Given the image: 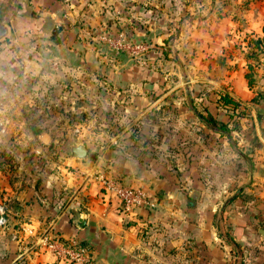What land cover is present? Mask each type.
<instances>
[{
	"label": "crops",
	"instance_id": "crops-1",
	"mask_svg": "<svg viewBox=\"0 0 264 264\" xmlns=\"http://www.w3.org/2000/svg\"><path fill=\"white\" fill-rule=\"evenodd\" d=\"M0 19L12 36L0 44V104L18 113L0 119V143L7 138L13 147L0 155V198L9 203L0 264H68L45 244L55 236L89 245L96 264H263L264 55L250 89L242 39L264 37V0H0ZM102 30L172 50L194 85L124 89L125 112L140 113L128 114V125L153 134L139 157L78 160L67 152L49 168L47 128L53 118L77 125L67 116L80 111L83 83L103 75L131 80L132 60L108 56L95 38ZM223 93L241 103L236 119L220 103ZM52 95L62 109L55 115ZM42 107L36 122L23 113ZM206 111L230 134L202 121ZM100 171L144 188L150 204L123 212L95 178Z\"/></svg>",
	"mask_w": 264,
	"mask_h": 264
},
{
	"label": "rangeland",
	"instance_id": "rangeland-1",
	"mask_svg": "<svg viewBox=\"0 0 264 264\" xmlns=\"http://www.w3.org/2000/svg\"><path fill=\"white\" fill-rule=\"evenodd\" d=\"M106 36L116 38L114 34L109 35V33H105V30L95 33L97 41L106 42L107 46H105L104 52L107 53L108 56H112V54L119 52L118 54L122 56L125 55L132 60V66H129L132 76L131 80L120 79L119 77L115 80H110L108 76L106 77L103 75L97 77L96 80H86L85 83H83L82 87H84L86 93L81 99V105H78L80 108L77 114L78 117L77 115L71 116L72 114H67L69 119L75 118L78 120L77 125L72 126L63 124V126H59L55 124V122L58 121L57 118H53L52 123L54 126L52 128H47L48 131L52 132L51 135L54 137L51 142L45 145L44 149L48 155H51L53 158L46 159V164L50 165L48 166L49 168H56L57 163H60L58 155H60V153L63 155L67 154V144L71 141L85 143L89 151L95 155L94 158H96L97 155H102L108 159L111 158V156L115 159L118 158L116 157L117 153L129 157V160L133 157H139V155L147 149V142L149 140L154 141L152 138L153 134L151 129L143 128L142 123H138V126L135 124L136 126L133 127L128 125V118H130L128 114L131 116L135 115L136 117L140 113L139 109H135L134 112H125L124 106H126L127 99H125L124 96V89L130 87L147 89L160 88L165 90L179 88L189 89L194 85L193 81L189 82L190 79L186 72L187 68H184L183 65L174 60L172 50L162 49L156 51L151 48L147 42L130 41L133 44L144 43L147 49L143 51L133 49L131 52H127L124 49L118 50L115 46L109 44L107 40L108 37ZM182 36L181 34L180 38L177 39L180 42H185V37L181 39ZM11 38V33L8 32L7 36L0 39V44L4 42L8 43ZM36 51L37 48H31L29 53L34 55L37 54ZM157 52H161V54L159 55ZM164 57H166V59H164ZM119 73L120 71L118 72V76H120ZM148 73L149 77L147 78ZM55 98L54 95L50 98L53 104V115L60 112L61 109L60 103L56 104ZM171 98L172 97H170V99ZM186 99H188V97H186ZM66 104L68 109H70V104L68 102ZM10 106L14 107V103L10 104ZM8 107L7 104L5 106L6 110H3L0 104V109L3 110V112H1L3 115H0V119H4L7 116L12 119H17L18 113L14 114L12 111L8 112ZM26 107L29 109L34 106L28 104ZM39 110L40 111L24 110L23 113L28 114V121L36 122L43 119L46 114L44 107ZM60 114L61 113H58V115ZM233 117L236 119L237 115L234 114L232 118ZM168 119H170V117L167 118V120ZM145 121H147L146 117ZM61 123L64 122L62 121ZM236 124L237 120H231L229 127L234 129ZM2 134L4 136L7 135L5 130H3ZM234 137H237L236 134H234ZM6 139L3 140L4 142L0 143V155H6L10 150L13 151L12 145L8 144L9 141H6ZM161 146L168 149V147L171 148L172 144L163 142ZM41 151H43V149ZM90 158L92 157H86V159ZM237 164L238 163L232 161L229 166L235 170ZM235 179L236 177L234 174L231 175L229 183L232 185Z\"/></svg>",
	"mask_w": 264,
	"mask_h": 264
},
{
	"label": "built area",
	"instance_id": "built-area-1",
	"mask_svg": "<svg viewBox=\"0 0 264 264\" xmlns=\"http://www.w3.org/2000/svg\"><path fill=\"white\" fill-rule=\"evenodd\" d=\"M106 37H108V43L115 46L118 50L124 49L127 52H131L133 49L142 51L147 49L146 44H133L121 35H115L116 38ZM94 176L100 182L104 192L118 201L123 212L130 213L135 209L150 204L149 196L144 188L125 184L120 179L101 171ZM8 205V200L5 197L0 198V228H4L7 223ZM44 241L52 249L55 257L61 261L68 264H96L92 248L75 238L55 236Z\"/></svg>",
	"mask_w": 264,
	"mask_h": 264
},
{
	"label": "trees",
	"instance_id": "trees-1",
	"mask_svg": "<svg viewBox=\"0 0 264 264\" xmlns=\"http://www.w3.org/2000/svg\"><path fill=\"white\" fill-rule=\"evenodd\" d=\"M244 50H245V57H246V72L245 77L248 83V87L253 89L255 84V73L257 68L261 65V61L259 59V55H264V37L259 38L251 33H246L244 35V39H242ZM264 68V65H263ZM220 100L224 106H227L230 110H232V114L241 115L243 111L240 108V102L236 101L233 97H231L227 93H223L220 96ZM252 102H256V97H254ZM199 117L202 121H204L208 126L214 128L215 130L230 134V129L228 128L227 124L215 119L209 112H205L204 114L199 113ZM83 243L82 241H80ZM85 244V243H83Z\"/></svg>",
	"mask_w": 264,
	"mask_h": 264
},
{
	"label": "water",
	"instance_id": "water-1",
	"mask_svg": "<svg viewBox=\"0 0 264 264\" xmlns=\"http://www.w3.org/2000/svg\"><path fill=\"white\" fill-rule=\"evenodd\" d=\"M53 33H56V29L53 30ZM8 34V26L5 22L0 19V39L4 38ZM67 152L78 160H83L87 156L94 157L95 155L89 151L88 146L83 142L71 141L67 144ZM191 197L197 198V193L192 191L190 193ZM84 216H81L77 219V223L82 225L84 222Z\"/></svg>",
	"mask_w": 264,
	"mask_h": 264
}]
</instances>
